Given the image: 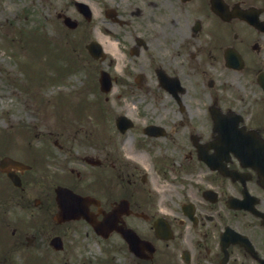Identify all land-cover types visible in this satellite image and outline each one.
Segmentation results:
<instances>
[{
	"label": "flooded vegetation",
	"instance_id": "obj_1",
	"mask_svg": "<svg viewBox=\"0 0 264 264\" xmlns=\"http://www.w3.org/2000/svg\"><path fill=\"white\" fill-rule=\"evenodd\" d=\"M96 1L46 3L77 84L0 140V264H264V0Z\"/></svg>",
	"mask_w": 264,
	"mask_h": 264
},
{
	"label": "rangeland",
	"instance_id": "obj_2",
	"mask_svg": "<svg viewBox=\"0 0 264 264\" xmlns=\"http://www.w3.org/2000/svg\"><path fill=\"white\" fill-rule=\"evenodd\" d=\"M87 1L99 10L100 6L96 0ZM48 2L51 3L52 0H0V135L7 131L8 135L17 134L19 139L25 140L36 134H44L48 130L49 116L46 115L47 111L44 107L37 105L38 102L35 104L34 100L30 101L29 92L42 94V90L47 91L48 88L70 89L77 84L73 73L70 76L65 74L68 68L63 74L62 82H51L56 77V69H53L55 76L51 79L49 65H52V58L57 51L54 50L52 54L46 41L49 34L55 33L50 31L48 26L46 6ZM54 2L58 9L68 6V0H54ZM54 23L57 24L56 21ZM72 32L69 43L64 40L58 46L60 51L65 50L64 54L68 58H71L76 51H82V47L81 49L78 47L80 42L88 41L93 35V30L86 32L76 44L81 31L76 30L75 34ZM26 34L33 37L36 42L29 38L30 42L27 43ZM72 37H76V40L74 41ZM38 43L41 48H38ZM75 45H77L76 49ZM58 64L59 62H55L54 65ZM37 71L42 72L36 75L39 80L30 79L26 73L36 74ZM45 74L50 78L48 82L47 76V86L44 84L46 76L45 80L43 79ZM27 84H30L31 88L28 89ZM22 86L27 87L28 91L22 90Z\"/></svg>",
	"mask_w": 264,
	"mask_h": 264
}]
</instances>
